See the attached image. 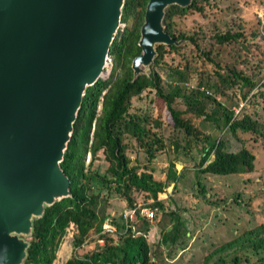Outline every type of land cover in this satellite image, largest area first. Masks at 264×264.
<instances>
[{"label":"trees","instance_id":"obj_1","mask_svg":"<svg viewBox=\"0 0 264 264\" xmlns=\"http://www.w3.org/2000/svg\"><path fill=\"white\" fill-rule=\"evenodd\" d=\"M148 1L123 0L120 23L127 26L123 31L117 30L108 53L118 73L113 80L100 78L93 85L85 88L72 125L70 140L59 164L61 171L69 180L70 196L55 201L51 206H46L42 216L32 220L31 235L25 238L28 239V247L22 264H53L61 239L71 225L76 230L72 241L73 248L79 249L91 232L100 234L99 238L104 240V245L100 250H92L81 256L74 255L63 264H152L150 248L145 238L150 225L144 223L145 218L137 215L134 223L135 231H142L144 235H134L131 229L124 231V224L120 223V228L126 234L121 245H110L109 234H102L106 217L99 209L101 189L108 192L114 190L126 202L127 209L136 206L135 193H144L152 200L149 206L151 209L163 210V202L158 200V195L166 188L165 183L156 181L151 173L139 172V168L129 165L130 160L126 156L124 143L125 136L134 139L148 159L153 160L156 153L164 149V138L153 132L149 126L155 129L168 126L172 130L183 133L189 141L195 134L193 119L212 121L217 126L221 122L222 129L227 130L240 142L242 139L239 138L238 133L261 134L262 126L257 120L244 113L240 118L234 117L233 111L223 108L215 98L207 96L204 91L198 89L185 93L182 86L176 85L165 92L161 86L162 79L158 72L160 68L174 69L167 63V57L172 54L183 57L184 53L181 51L190 45L194 52V59H197V53L200 60L216 68L214 74L218 83H211L209 77L204 83L206 89L212 90L214 97L223 96L220 86L238 85L242 89H247V93L243 95L244 99L248 98L247 96L256 87H264V81L258 85L259 82H255L252 77L244 75L236 68H222L215 61L217 52L213 56L214 49L202 48L199 45L196 38L197 32L189 33L177 29L178 19L191 13H203L208 0H192L186 7L171 5L165 9L162 19L163 31L174 39L175 43L156 45V55L149 65V74L134 76L131 64L141 54L138 43ZM129 21L131 24L128 26ZM254 35L251 37H255ZM245 37L242 30H226L217 31L212 39L217 46H223L239 44ZM179 68L177 66L174 70L177 80L185 82V74L182 70H178ZM185 68L189 66L186 65ZM202 85L203 83L200 82L199 86ZM146 90H153L159 103L164 105L169 118L167 122L130 112L132 98L139 97ZM258 94L264 97L262 93ZM176 100L183 102L184 109L175 108ZM206 100L214 106L211 113L206 112ZM99 103H101V110L98 113ZM174 146L177 148L179 144L174 142ZM99 152L103 153L108 163L104 175L85 170L86 155L89 153L92 158H95ZM201 152L202 156L197 164L199 175L230 177L254 171L255 156L243 144L238 151L231 152L228 150L226 141L217 139L211 141L206 147H202ZM171 167L174 168V163ZM167 180L168 183L175 184L176 177L172 168L167 174ZM198 185L204 190L199 182ZM95 186H99L100 189H96ZM120 220L122 221L121 217ZM110 221L118 229V224L113 220ZM176 230L177 226L170 232L166 229L161 232V240L165 245L176 241ZM245 247L253 249L256 254L260 253L259 250L264 252V223L220 245L206 255L202 264H211L215 256L228 251L235 252L230 261L226 262L227 259L220 257L213 264H240L241 258L237 250ZM246 259L249 260L248 255Z\"/></svg>","mask_w":264,"mask_h":264},{"label":"rangeland","instance_id":"obj_2","mask_svg":"<svg viewBox=\"0 0 264 264\" xmlns=\"http://www.w3.org/2000/svg\"><path fill=\"white\" fill-rule=\"evenodd\" d=\"M260 21V23H258ZM131 22H128V26ZM177 29L189 33L197 32L196 38L202 48L214 49L215 61L222 68H236L244 75L252 77L260 85L264 81V0H208L203 13H191L178 19ZM127 24L119 23L118 30L123 31ZM242 30L245 39L239 44L217 46L212 37L217 31ZM255 34V35H254ZM254 35L255 37H251ZM187 43V42H185ZM242 46L246 47L243 48ZM190 45L181 52L184 56L172 54L166 61L169 68H160L158 71L162 79L161 86L165 92L173 86L180 85L185 93L200 90L207 96L215 98L223 108L234 112V117L242 114L249 115L261 124V134L238 133L241 140H236L231 134L222 129L221 122L217 126L212 121L193 119L195 134L191 141L183 133L172 130L168 126L160 129H150L164 138V149L158 151L153 160H149L145 152L139 148L137 142L124 137L126 156L130 166L139 168V172H149L156 181L165 183L163 193L158 200L163 202V210H155L152 220H145L149 224V231L145 234L150 248L152 264H202L207 254L222 244L239 237L244 232L264 223V87H256L244 99L247 89L240 86H220L223 96L214 97L212 90L206 89L204 83L207 78L211 83L216 82L214 68L206 61L194 59V52ZM188 63V64H186ZM188 65L189 68H185ZM178 70L184 72V79L178 81L175 74ZM150 68L143 65L137 67L138 74H149ZM118 70L114 69L111 57L105 62L100 78L103 80L115 77ZM202 82L203 85L199 86ZM184 83V84H183ZM218 83V82H216ZM255 95V96H253ZM206 112L211 113L214 106L206 100ZM153 90L144 91L139 97L131 100L130 112L147 115L167 122L169 120L164 105L160 104ZM176 109H184L181 100L174 103ZM101 110V103L97 112ZM93 130V128H92ZM221 139L226 141L228 150L236 152L243 144L255 156L254 171L230 177L216 175H199L197 164L202 156L201 149L211 141ZM174 142L179 144L175 148ZM212 160V157H210ZM209 160V161H210ZM174 163V168L171 164ZM87 172L106 174L108 163L102 152L95 158L88 153L84 160ZM175 173V184L168 183L167 174L170 170ZM198 182L204 187L202 190ZM170 184V185H169ZM168 185V186H167ZM100 189L99 186H95ZM100 211L106 217L105 223L113 220L118 229L110 226V245H121L125 232L120 228L121 214L127 209L126 202L114 191L101 189ZM135 205L149 207L152 200L144 193H135ZM143 224V223H142ZM177 226L176 241L165 245L161 240V232H168ZM104 224L103 228L105 229ZM141 227V225H140ZM123 233V234H121ZM75 228L71 225L67 230L56 251L53 264H63L72 256H81L92 250H100L104 243H99V235L95 232L79 248L72 246ZM140 234L144 235L141 231ZM28 240V239H26ZM104 242V240H103ZM256 254L253 249L242 248L237 250L241 258L240 264H264V252ZM235 252L228 251L212 259L211 264L218 259L230 261ZM248 255L249 260L246 259ZM261 257V258H260Z\"/></svg>","mask_w":264,"mask_h":264},{"label":"water","instance_id":"obj_3","mask_svg":"<svg viewBox=\"0 0 264 264\" xmlns=\"http://www.w3.org/2000/svg\"><path fill=\"white\" fill-rule=\"evenodd\" d=\"M149 0L131 68L149 67L164 11ZM123 0H0V264H22L32 220L70 196L61 171L85 88L100 79Z\"/></svg>","mask_w":264,"mask_h":264},{"label":"built area","instance_id":"obj_4","mask_svg":"<svg viewBox=\"0 0 264 264\" xmlns=\"http://www.w3.org/2000/svg\"><path fill=\"white\" fill-rule=\"evenodd\" d=\"M109 60V57L107 56L106 61ZM156 209H151L150 207H138L135 206L132 209H126L122 214H121V218H122V222L124 224V231H127L128 229H131V231L134 233V235H140V232L135 231V220L137 215H140L141 217L145 218L146 220H152L154 215L156 214ZM106 227L105 229L103 228V232L102 234H105V232H110L112 224L111 221H109L108 223H105ZM104 226V225H103ZM99 243H104L102 239H98Z\"/></svg>","mask_w":264,"mask_h":264}]
</instances>
